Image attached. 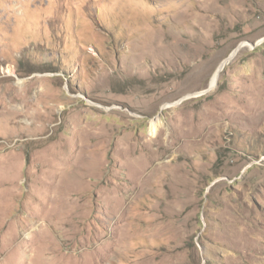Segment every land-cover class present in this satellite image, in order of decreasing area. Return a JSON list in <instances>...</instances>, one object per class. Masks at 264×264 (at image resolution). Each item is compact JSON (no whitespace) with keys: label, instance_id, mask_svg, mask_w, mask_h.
<instances>
[{"label":"rangeland","instance_id":"rangeland-1","mask_svg":"<svg viewBox=\"0 0 264 264\" xmlns=\"http://www.w3.org/2000/svg\"><path fill=\"white\" fill-rule=\"evenodd\" d=\"M0 264H264V0H0Z\"/></svg>","mask_w":264,"mask_h":264},{"label":"bare ground","instance_id":"bare-ground-1","mask_svg":"<svg viewBox=\"0 0 264 264\" xmlns=\"http://www.w3.org/2000/svg\"><path fill=\"white\" fill-rule=\"evenodd\" d=\"M225 63H226V61H222V62L218 65L216 71L214 72V74H213L212 77H211L210 84H209L210 87H212V86L214 85V82L216 81L217 76H218V74L220 73L221 68L224 67ZM19 83H21V81H19ZM9 87H10V86H9ZM8 90H12V88L10 87ZM5 100H6V99H5ZM159 125H160V120H159V119L156 118V119H152V120H151V122H150V131H151L152 134H154V133L157 131V127H158Z\"/></svg>","mask_w":264,"mask_h":264},{"label":"water","instance_id":"water-1","mask_svg":"<svg viewBox=\"0 0 264 264\" xmlns=\"http://www.w3.org/2000/svg\"><path fill=\"white\" fill-rule=\"evenodd\" d=\"M234 53H235V51H234L231 55H229V57H228L225 61L228 62V61L233 57ZM222 69H223V68H221V70H222ZM221 70H220V71H221ZM218 75H219V74H218ZM217 79H218V76H217ZM217 79H216V81L214 82V85H213L212 87L209 86L210 89H212V88L217 84Z\"/></svg>","mask_w":264,"mask_h":264}]
</instances>
